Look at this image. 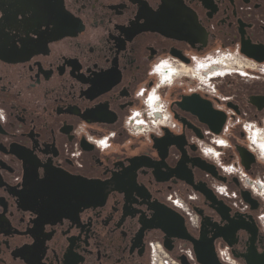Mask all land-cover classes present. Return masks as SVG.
<instances>
[{"label": "flooded vegetation", "instance_id": "1", "mask_svg": "<svg viewBox=\"0 0 264 264\" xmlns=\"http://www.w3.org/2000/svg\"><path fill=\"white\" fill-rule=\"evenodd\" d=\"M243 48L264 52V0H0V264H153L151 244L164 240L151 227L153 208L179 212L171 195L196 216L194 228L179 212L192 237L202 217L225 225L176 176L205 183L231 215L252 214L264 235V202L234 172L241 166L252 179L264 177L243 129L264 119V105L259 111L251 103L264 98V72L248 81L214 80L223 100L190 91L192 83L179 76L163 84L158 74L227 51L264 65ZM192 95L209 107L198 109L201 116L188 102L179 106ZM153 101L165 109V124L132 134L135 112L146 117ZM216 112L225 119L218 135L202 121ZM237 146L254 156L248 171ZM243 190L257 210L243 201ZM237 237L234 249L244 253L248 235ZM179 244L191 247L174 240L169 253ZM224 246L216 242V249Z\"/></svg>", "mask_w": 264, "mask_h": 264}, {"label": "water", "instance_id": "2", "mask_svg": "<svg viewBox=\"0 0 264 264\" xmlns=\"http://www.w3.org/2000/svg\"><path fill=\"white\" fill-rule=\"evenodd\" d=\"M242 53L257 60L258 62L264 61V52L262 50H250L243 48ZM187 102L192 106V108L188 109L200 116L201 112L198 109H209L206 102L198 95H192L184 98L179 106L186 109L187 107L184 104ZM251 103L260 111L264 105V98H252ZM228 106L234 110L237 109L231 104ZM216 113V118L212 121L205 119L201 120L208 123L211 131L218 135L221 132L225 119L222 113ZM237 152L241 160V164L244 166L245 170L248 171L251 164L255 162L254 156L244 147L237 146ZM198 165L202 170L211 174L218 181H226L225 178L218 175L214 166L205 164L204 162H200ZM176 178L185 181L188 185H192L193 189L200 193L204 197L205 201L209 203V207L216 212L221 222H225V225L220 226L216 222H212L209 218L202 217L201 212H198V214L202 217V221L199 236L198 238H194L188 232L185 218L179 212L167 208L164 205H155L153 208L155 213L152 219L151 227L159 229L164 234L163 247L168 252L173 251L174 240H179L191 245L198 264H223L218 259L216 253V242L222 241L227 247L231 248L233 257L241 260L243 264H264V235L260 233L259 227L252 214L234 213L231 215V209L222 199H219L214 194L213 190L205 183L193 185L187 177L176 176ZM240 195L243 201L250 206L251 211L257 210L259 204L248 191L243 190ZM240 231H243L248 235L246 251L244 253H238L234 249L238 243L237 234ZM258 245H260V251H258ZM178 260L181 264H188L184 256L178 257Z\"/></svg>", "mask_w": 264, "mask_h": 264}, {"label": "built area", "instance_id": "3", "mask_svg": "<svg viewBox=\"0 0 264 264\" xmlns=\"http://www.w3.org/2000/svg\"><path fill=\"white\" fill-rule=\"evenodd\" d=\"M264 72V65L258 64L252 60H249L242 56L238 51L223 52L220 55L215 56L210 61L199 62L193 67L180 66L176 69L167 68L162 70V73L158 71L161 76V83L172 82L177 76L179 78L187 79L192 83L190 91L205 94L210 97H217L220 99L223 96L217 91L216 87L212 84L214 80H226L232 77H238L239 79L253 80L258 79L257 72ZM168 80V81H167ZM161 106V105H160ZM158 103L153 101L151 105H146V117L141 115L140 111L135 112L133 131L134 135H146L152 128H158L165 124L166 115L165 109L161 106V110H158ZM238 122V120H236ZM243 129L248 141L249 150L256 156V158L264 163V119L261 124L255 122H246L243 125ZM220 146H224V141H219ZM210 151V150H209ZM211 156L217 158L218 153L214 150L210 151ZM227 173H232V167H223ZM240 181L252 190L255 197L264 202V177H256L252 179L245 173L243 168L239 166L235 171ZM217 192L220 195H227L226 188L223 186L216 187ZM168 200L172 203L174 208L185 215L192 227L196 228L197 218L194 216L193 211L189 204L177 196H168ZM240 211L246 212L249 207L240 201ZM258 221L264 230V206L258 215ZM218 259L223 264H242L230 252V249L226 246L218 247L216 249ZM179 256H184L188 264H198L193 250L190 246H183L179 244L176 250V255H172L167 252L160 242H153L151 244V261L153 264H181L178 260Z\"/></svg>", "mask_w": 264, "mask_h": 264}, {"label": "rangeland", "instance_id": "4", "mask_svg": "<svg viewBox=\"0 0 264 264\" xmlns=\"http://www.w3.org/2000/svg\"><path fill=\"white\" fill-rule=\"evenodd\" d=\"M241 84H242V83L236 81V85H235V87H233V88H235V90H239V89H240V91H241V90H242V89H241V86H238V85H241ZM254 88H256V89H258V90L262 89V87L259 86V85L254 86ZM247 89H249V88H247Z\"/></svg>", "mask_w": 264, "mask_h": 264}]
</instances>
